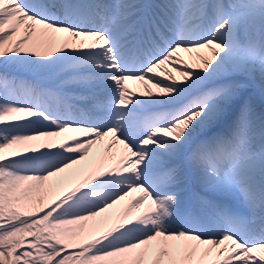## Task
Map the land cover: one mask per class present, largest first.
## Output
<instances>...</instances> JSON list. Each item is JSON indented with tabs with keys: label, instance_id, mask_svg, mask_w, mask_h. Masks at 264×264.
<instances>
[{
	"label": "snow or ice",
	"instance_id": "snow-or-ice-1",
	"mask_svg": "<svg viewBox=\"0 0 264 264\" xmlns=\"http://www.w3.org/2000/svg\"><path fill=\"white\" fill-rule=\"evenodd\" d=\"M264 0H0V264H264Z\"/></svg>",
	"mask_w": 264,
	"mask_h": 264
},
{
	"label": "bare ground",
	"instance_id": "bare-ground-1",
	"mask_svg": "<svg viewBox=\"0 0 264 264\" xmlns=\"http://www.w3.org/2000/svg\"><path fill=\"white\" fill-rule=\"evenodd\" d=\"M249 91L255 98L258 112L264 110V93L258 87H250Z\"/></svg>",
	"mask_w": 264,
	"mask_h": 264
}]
</instances>
